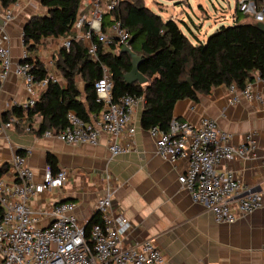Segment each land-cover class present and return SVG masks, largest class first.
I'll return each instance as SVG.
<instances>
[{"label": "built area", "instance_id": "obj_1", "mask_svg": "<svg viewBox=\"0 0 264 264\" xmlns=\"http://www.w3.org/2000/svg\"><path fill=\"white\" fill-rule=\"evenodd\" d=\"M118 0H83L82 10L73 26L74 38L83 41L92 59H97V41L105 48L113 43L117 49L129 46L130 33L120 19H114L106 31H102L103 14L112 10ZM236 8L249 15L254 22L264 23V0H236ZM3 19L9 21L13 12L0 5ZM49 40L51 37H46ZM72 36L62 38L69 49ZM7 36H0V84L7 79L12 68ZM23 43V42H22ZM37 59L24 49L15 73L20 77L28 98L12 100L10 107L26 109L34 105L39 94L50 82L65 85L57 71L46 70L42 78H36L33 70ZM52 58L49 65H52ZM257 79L264 82V75ZM229 103L240 98L263 103L260 95L248 82L242 89L233 83L226 86ZM96 101L102 105L98 113L84 120L74 111L66 114V124L59 131L45 130L44 137H53L69 144L86 143L97 145L102 135L106 137L109 157L113 158L129 150L123 141L125 134L132 135L133 108L142 101L141 97L126 94L114 98L109 72L102 67V75L94 81ZM10 116L0 123V133L18 123ZM38 124L25 126L26 131ZM154 138L156 153L170 162L187 160V167L178 174L181 187L188 191L191 200L212 213L217 223H233L237 214H247L264 208V189L251 191L228 167L236 156L246 158L253 154L256 140L253 131L246 133L240 145L230 142L231 134L220 130L216 121L202 117L197 123L172 117L168 129H148ZM67 180L65 169L55 174L46 171L40 181L34 180L31 168L24 163L22 155H12L4 176L0 178V264H166V258L151 238L135 245L125 244L131 221L111 209L112 190L109 187L97 200L99 221L91 224L86 237L84 226L75 214V203L58 201L48 208L33 211L29 198L54 187L62 186ZM49 219L47 224L41 218ZM87 238V240H86Z\"/></svg>", "mask_w": 264, "mask_h": 264}, {"label": "crops", "instance_id": "obj_2", "mask_svg": "<svg viewBox=\"0 0 264 264\" xmlns=\"http://www.w3.org/2000/svg\"><path fill=\"white\" fill-rule=\"evenodd\" d=\"M39 1L17 0L8 8L13 12L9 21L3 19L0 11V36H7L12 60L7 79L0 84V115L10 108L12 100L23 101L29 96L15 66L24 50L22 27L31 15L39 13ZM55 40L58 41L44 38L36 55H31L46 70L59 48ZM253 73L252 87L263 103L240 98L231 104L227 87L218 85L196 100H178L172 116L192 123L210 117L220 130L231 134L234 145L242 144L246 133L253 131V154L246 158L236 156L228 167L251 191H260L264 189V82L257 79L258 72ZM78 87L82 89V85ZM142 106L143 101L133 108L134 133L123 136L129 150L113 158L109 157L105 135L97 145L69 144L26 131L28 124L21 122L0 133V165L9 163L12 155L18 153L33 171L34 180L40 181L49 170L46 156L52 154L58 170H66L67 180L60 187L31 196L29 207L39 211L58 201H71L81 225L90 219L97 200L109 187L113 192L112 211L131 221L125 244L135 245L151 238L166 264H264V208L237 214L233 223L215 222L212 213L193 202L178 183V174L187 167V160L173 163L156 153L153 136L139 125ZM38 122L39 118L34 117L32 123ZM48 221L46 217L40 220L42 224Z\"/></svg>", "mask_w": 264, "mask_h": 264}, {"label": "trees", "instance_id": "obj_3", "mask_svg": "<svg viewBox=\"0 0 264 264\" xmlns=\"http://www.w3.org/2000/svg\"><path fill=\"white\" fill-rule=\"evenodd\" d=\"M17 0H0L8 9ZM263 0H257L261 3ZM45 8L42 14H33L22 27V42L29 55H36L43 39L72 36L69 49L58 48L54 57L55 68L65 85L50 82L39 94L33 106L21 109L12 106L0 115V123L10 116L18 123L32 126L34 117L39 118L37 135L45 130L59 131L66 124V114L74 111L84 120H90L102 105L96 101L94 81L101 77L102 67L109 72L112 95L117 98L131 94L142 98L139 125L148 130L156 127L166 131L175 103L184 98L196 100L200 94H208L218 85L235 84L242 89L254 79V71L264 75V32L256 26L249 15L242 14L236 7L233 25H221L205 41L193 43L172 18L164 20L152 12L143 0H118L115 7L103 14L101 29L120 19L129 33L131 50L141 57L138 70L147 81L126 83L124 74L131 69L128 53H119L114 43L107 49L97 43V59H92L83 41L74 38L73 26L82 10L83 0H40ZM248 18V20H247ZM33 70L36 78H42L46 70L38 59ZM82 81V89L77 85ZM83 95V97H82ZM52 174L58 171L55 157L46 156ZM9 163L0 165V178ZM95 210L83 225L86 237L91 224L99 221ZM87 240V238H86Z\"/></svg>", "mask_w": 264, "mask_h": 264}, {"label": "rangeland", "instance_id": "obj_4", "mask_svg": "<svg viewBox=\"0 0 264 264\" xmlns=\"http://www.w3.org/2000/svg\"><path fill=\"white\" fill-rule=\"evenodd\" d=\"M143 3L164 20H175L193 43L197 40L205 41L207 36L221 25L235 23L233 16L236 0H143ZM38 12H45V8L41 6ZM55 41L59 47L63 45L62 38ZM55 67L54 61L49 71H57ZM77 85H82L79 78Z\"/></svg>", "mask_w": 264, "mask_h": 264}, {"label": "water", "instance_id": "obj_5", "mask_svg": "<svg viewBox=\"0 0 264 264\" xmlns=\"http://www.w3.org/2000/svg\"><path fill=\"white\" fill-rule=\"evenodd\" d=\"M256 26L264 32V23L256 22ZM119 53H128L131 57V69L123 76L126 83H145L147 81L146 77H144V75H142V73L138 70L141 57L137 53L133 52L128 45H122Z\"/></svg>", "mask_w": 264, "mask_h": 264}]
</instances>
